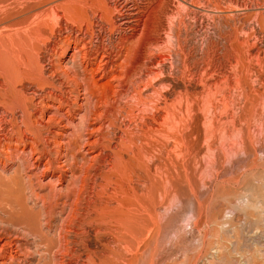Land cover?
Masks as SVG:
<instances>
[{
    "label": "rangeland",
    "instance_id": "374dc122",
    "mask_svg": "<svg viewBox=\"0 0 264 264\" xmlns=\"http://www.w3.org/2000/svg\"><path fill=\"white\" fill-rule=\"evenodd\" d=\"M1 70L0 264H264V0H0Z\"/></svg>",
    "mask_w": 264,
    "mask_h": 264
},
{
    "label": "bare ground",
    "instance_id": "6f19581e",
    "mask_svg": "<svg viewBox=\"0 0 264 264\" xmlns=\"http://www.w3.org/2000/svg\"><path fill=\"white\" fill-rule=\"evenodd\" d=\"M58 9V8H57ZM60 18V17H59ZM54 20V19H53ZM53 22V21H52ZM59 22V21H58ZM63 22V21H62ZM54 24V23H53ZM59 25V24H58ZM56 26V25H55ZM60 26V25H59ZM63 28V27H62ZM93 32V31H92ZM91 44V43H90ZM41 55V54H40ZM41 60V59H40ZM9 61V60H8ZM76 63V62H75ZM73 65V64H72ZM81 65V64H80ZM13 66V65H12ZM74 66H76V65H74ZM15 67V66H14ZM32 67V66H31ZM34 68H35V66H34ZM38 68V67H37ZM40 68V67H39ZM73 68V67H72ZM17 69V68H16ZM31 69V68H30ZM34 70V69H33ZM37 70V69H36ZM73 70H75V69H73ZM10 71V70H9ZM26 71V70H25ZM38 71V70H37ZM69 71V70H68ZM2 72V70L0 71V80H4L6 83H7V85L9 86V89H10V93H12V91H14L15 89H17V86H19V85H17V86H15L14 84H12V85H10V84H8L9 82H7V80H6V78L5 77H3V74L1 73ZM50 72V71H49ZM66 72V71H65ZM64 72V73H65ZM88 72V71H87ZM9 73V72H8ZM30 73V72H29ZM63 73V72H62ZM77 73V72H76ZM7 74V73H6ZM55 74V73H54ZM60 74V73H59ZM73 74V73H72ZM9 75V74H8ZM26 75H27V73H26ZM29 75V74H28ZM66 75V74H65ZM32 76V75H31ZM39 76H41V75H39ZM77 76H79V75H77ZM66 77V76H65ZM67 77H68V75H67ZM82 77V76H81ZM25 78V77H24ZM39 78V77H38ZM21 79V78H20ZM36 79H37V77H36ZM35 79V80H36ZM31 80H33L32 78H31ZM11 81V80H10ZM14 81V80H13ZM38 81V80H37ZM36 81V82H37ZM39 81H41V80H39ZM67 81V80H66ZM68 81H70L69 80V77H68ZM73 81V80H72ZM24 82V81H23ZM33 82V81H32ZM35 82V81H34ZM42 82V81H41ZM87 82V81H86ZM17 83V82H16ZM68 84H69V82H67ZM73 83V82H72ZM23 84V83H22ZM72 85V84H71ZM86 87V86H85ZM79 88V87H78ZM87 91H89V89L87 90ZM88 93V92H87ZM84 94H85V92H84ZM142 94L143 93H141V96H142ZM81 95V94H80ZM14 96V95H13ZM90 96H91V94H90ZM143 97V96H142ZM19 100H21L20 98L18 99V103H19ZM87 100V99H86ZM143 100H145L144 98H143ZM15 101V100H14ZM141 101V100H140ZM7 102V101H6ZM21 102V101H20ZM12 103V102H11ZM15 103V102H14ZM91 103V102H90ZM147 103V102H146ZM26 104H28V105H26ZM30 103H25V107L23 108V109H25V113H22L23 114V117L24 118H26V119H30L29 117H28V115L29 114H27L28 112L26 111V108H27V106H29V108L31 109L32 107H30V105H29ZM8 105V104H7ZM10 105V104H9ZM12 105V104H11ZM21 105V104H20ZM19 105V106H20ZM89 105V104H88ZM145 105V104H144ZM138 106V105H137ZM141 106V105H140ZM140 106H138V107H140ZM5 107V106H4ZM8 107V106H7ZM11 107V106H10ZM16 107V106H15ZM144 107V106H143ZM19 108V107H18ZM97 108V107H96ZM10 109V108H9ZM21 109V108H20ZM28 109V108H27ZM143 110V109H142ZM94 112V111H93ZM145 113H146V111H144ZM12 113V112H11ZM143 113V112H142ZM92 114H94V113H92ZM96 114V113H95ZM8 115H10V112H9V114H7V118H8ZM12 115V114H11ZM121 116V115H120ZM14 117H15V114H14ZM22 117V118H23ZM7 118H6V115H5V113L4 114H2V113H0V135L1 134H3L4 135V133H7L8 131H9V128L8 127H10L11 126V129H21V127H17V124H18V119L17 118H12L11 120L9 119V121L7 120ZM140 118V117H139ZM119 123V122H118ZM117 123V124H118ZM29 123H27V122H25V124H24V126H25V128L26 127H29V125H28ZM115 125V124H114ZM124 125V124H123ZM118 127V126H117ZM126 128V127H125ZM129 129V128H128ZM117 130V129H116ZM120 130V129H119ZM11 131V130H10ZM19 131V130H18ZM124 131V130H123ZM122 131V132H123ZM129 131V130H128ZM11 132H13V131H11ZM14 132H16V130L14 131ZM13 132V133H14ZM125 132V131H124ZM123 132V133H124ZM9 133V132H8ZM17 133V132H16ZM122 133V134H123ZM125 134H127L126 132H125ZM124 137H125V135H124ZM114 140V139H113ZM75 159V158H74ZM70 163V162H69ZM68 166V165H67ZM71 166H72V164H71ZM76 171V170H75ZM72 174H73V172H71ZM66 174V173H65ZM76 174V173H75ZM65 176V175H64ZM63 176V177H64ZM18 178V177H17ZM16 178V179H17ZM15 179V180H16ZM18 182V181H17ZM17 182H15V181H13L12 183H11V185L9 186V187H7V188H4V187H0V224H3L4 226H6L3 230L5 231V232H7V230L9 229L10 230V228H18V229H21L22 231L23 230H28V232H26V233H28V236H30V237H33V238H36V240L35 241H37L38 239L40 240V239H43L44 238V235H43V232L39 229V230H35L34 229V227H36L37 229H38V227H37V221L35 222L33 219V215H30L29 213H27L26 212V209H25V207H24V205H22L21 204V202H22V199H21V195H20V193H19V188H18V183ZM32 184V183H31ZM19 185H20V183H19ZM33 186V185H32ZM21 187V186H20ZM20 190H22V189H20ZM29 191V190H28ZM142 193H144V192H142ZM31 199V198H30ZM21 201V202H20ZM23 203V202H22ZM64 205V204H63ZM67 206V205H66ZM56 208V207H55ZM66 208V207H65ZM66 210V209H65ZM29 211V210H28ZM63 211H64V209H63ZM62 211V212H63ZM32 212V211H31ZM34 213V212H33ZM42 213V212H41ZM40 213V214H41ZM32 216V218H30ZM39 216V215H38ZM40 217V216H39ZM38 218V217H37ZM40 224V223H39ZM45 226V225H44ZM53 227V226H52ZM17 229V230H18ZM60 229V228H59ZM99 229V228H98ZM3 231V232H4ZM2 232V233H3ZM23 232H25V231H23ZM8 233V232H7ZM6 233V234H7ZM15 233H18V232H15ZM49 233V232H48ZM6 234H3L2 236H5L6 238H5V240L7 239V238H9V237H7V235ZM45 234V233H44ZM10 235V234H9ZM24 235V234H23ZM26 235V234H25ZM82 235H84V234H82ZM0 236H1V234H0ZM27 236V235H26ZM27 236V237H28ZM45 236H47V235H45ZM52 236V235H51ZM60 236H61V234H60ZM13 237V236H12ZM48 237V236H47ZM1 238V237H0ZM46 238V237H45ZM49 238V237H48ZM47 238V239H48ZM76 238V237H75ZM82 238V237H81ZM85 238V237H84ZM88 238V237H87ZM112 238V237H111ZM11 239V238H10ZM9 239V240H10ZM13 239V238H12ZM54 239V238H53ZM57 239V238H56ZM61 239V238H60ZM59 239V240H60ZM97 239V238H96ZM113 239V238H112ZM33 240V239H32ZM38 240V241H39ZM44 240V239H43ZM88 240V239H87ZM98 240V239H97ZM115 240V239H114ZM49 241H50V239H49ZM86 241V240H85ZM94 241V240H93ZM100 241V240H99ZM42 243V242H41ZM41 243H39V244H41ZM47 243H49V242H47ZM81 243V242H80ZM44 244V243H43ZM56 244V243H55ZM59 244V243H58ZM73 244V243H72ZM44 245H46V244H44ZM52 245H54V244H52ZM80 245V244H79ZM83 245V244H82ZM85 245V244H84ZM41 246V245H40ZM47 246V245H46ZM51 246V245H50ZM55 246V245H54ZM56 247H58V245L56 246ZM109 247H110V245H109ZM40 248V247H39ZM48 248H49V246H48ZM50 248H52V246L50 247ZM108 248V247H107ZM44 249V248H43ZM45 249L47 250V247H45ZM44 249V250H45ZM56 249V248H55ZM65 249V248H64ZM39 250V249H38ZM48 251V250H47ZM50 252V251H49ZM57 252V251H56ZM44 253V252H43ZM52 253H50V255H51ZM44 255V254H43ZM48 255V254H47ZM52 256V255H51ZM77 256V255H76ZM91 257V256H90ZM40 258V257H39ZM45 258V257H44ZM80 258V257H79ZM77 259V258H76ZM81 260V259H80ZM79 260V261H80ZM41 262V261H40ZM48 262V261H47ZM45 264V263H44Z\"/></svg>",
    "mask_w": 264,
    "mask_h": 264
}]
</instances>
